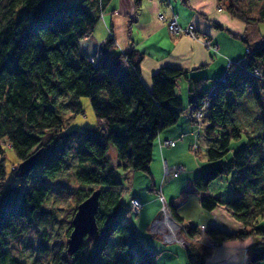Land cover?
Instances as JSON below:
<instances>
[{
  "label": "trees",
  "instance_id": "16d2710c",
  "mask_svg": "<svg viewBox=\"0 0 264 264\" xmlns=\"http://www.w3.org/2000/svg\"><path fill=\"white\" fill-rule=\"evenodd\" d=\"M110 1L0 0V264H20L9 256L8 235L16 236L29 225H43L39 233L46 236L62 216L65 224L46 264H157L155 252L143 243L134 224L120 216L127 188L123 178L131 171L151 176L155 137L176 123L186 109L175 90L181 77L187 82L192 116L204 100L209 102L205 135L217 140L206 150L212 164L195 175L191 186L203 209L223 207L239 225L232 232L207 226L205 235L219 244L251 237L247 262L258 264L264 260V226L258 223L264 215V39L245 53L243 65L233 64V72L218 78L212 90L203 89L201 77H189L187 70L172 66L153 73L149 89L141 78V52L116 51L111 35L92 55L83 51L80 40L93 34ZM140 3L134 0L136 7ZM226 10L246 23H264V5L255 10L240 0H228ZM247 86L263 112L254 132L233 121L235 101L227 96L232 91L241 97ZM81 96L88 97L96 122L70 127L69 120L83 113ZM58 97L63 103L57 102ZM61 104L69 117L60 113ZM243 134L244 145L225 161L230 143ZM109 143L115 147V162L108 153ZM5 144L14 152L17 165L40 151L28 174L20 176L14 165V176L21 178L14 184L2 182ZM253 145L262 151L254 159L248 154ZM224 175L232 189L225 200L207 189L212 180ZM94 189H100L99 237L96 242L84 239L68 255L72 216L77 204ZM51 191L53 197L71 195L73 204L64 214L59 206H45ZM170 213L176 221L180 219L177 212ZM184 227L190 244L187 264H205L211 249L195 239L200 228ZM110 240L115 246L113 254L107 251ZM42 246L49 248L46 241Z\"/></svg>",
  "mask_w": 264,
  "mask_h": 264
},
{
  "label": "crops",
  "instance_id": "0c3cea01",
  "mask_svg": "<svg viewBox=\"0 0 264 264\" xmlns=\"http://www.w3.org/2000/svg\"><path fill=\"white\" fill-rule=\"evenodd\" d=\"M173 15L177 17L178 25L181 28L176 34L169 31L165 21ZM188 27L192 28V33L184 32ZM243 30L244 25L237 18L231 16L227 10H224L218 0H141L138 7L135 6L134 0H111L101 12L93 34L84 39L88 41V44H83L82 48L86 54H93L102 41L111 35L115 40L116 51L126 52L135 49L143 54L140 71L141 78L147 88H151L153 73L162 66H172L187 70L189 77H201L203 79V89L208 90V87H210L209 90H212L216 85L214 80L225 77L230 73V69H235V65L229 64L230 62L242 59L247 50L254 49L250 48L247 43L239 42L234 37ZM213 45L216 46V50L212 48ZM175 90L182 98L186 109L176 123L162 129L153 141L152 155L154 161L161 164V169L157 164L160 169L158 171L154 167L155 163H152L151 160L149 169L152 179L150 181L141 173L133 174V181L138 186L134 185V182H130L131 191L128 192L127 199L136 196L143 206L138 214L131 213L129 206L122 210L120 214L125 221L134 224L141 238L146 237V242L143 241V243L147 247H151L152 250L157 247V240L151 238L157 242L154 243L148 238V235L144 236L142 232L145 233L146 226H150L151 229L154 227L153 230L157 231L164 230V227L160 228L159 221L155 223L160 218L159 209L163 205L165 207L166 203L161 188L162 182L165 181L167 176L162 175L161 170L165 163L168 165L166 159L174 154H184L183 152L186 151L187 146H190L194 141L195 132L198 131L199 127V124L195 123L190 113V107L187 105V82L185 78L181 77L177 80ZM205 120L206 122H204ZM206 124L207 112L205 110L202 117L204 128ZM196 126L197 130H195ZM167 139H174L175 141L172 145L164 144L162 141ZM204 162L207 163L205 166L199 164L185 171V175L180 179V182L184 183L186 180L188 187L191 186V181L195 175L201 169H205L212 164L208 159ZM166 173L173 176L170 177L171 179L179 176H176L178 173L175 175L171 172ZM212 181L207 186L210 193L219 194L223 200L231 196L232 189L231 185H228L230 184L229 180L225 186H222L223 192L210 190L209 186ZM157 183H159L158 189ZM149 187L157 193L160 192L158 195H160V199L162 197L163 204L159 199H156L155 195L150 193ZM167 188L165 187L166 193H168ZM194 191L196 190L194 189ZM196 193L198 194L197 191ZM168 204L170 203L168 202ZM199 206L197 210L204 219V222L199 223L200 225L213 226L225 232L235 231L239 227L238 223L231 219L229 213L223 207L207 211L201 207L200 202ZM170 207H172V204H170ZM170 211L175 210L174 208H171V210L167 208L168 215L171 214ZM205 211L208 213H205ZM176 214L180 218L178 220L180 225L185 226L182 222L183 217L178 212ZM190 223L196 225L197 222L191 221ZM184 226L182 228L186 236ZM155 236H160V239L163 240L161 235ZM166 238L168 239V237ZM203 238H207L205 231L199 229L195 239L201 241ZM251 241V237L242 240L224 241L219 248L206 257L205 264H239L243 258V248ZM216 252H219V255ZM243 264H248V262L245 260Z\"/></svg>",
  "mask_w": 264,
  "mask_h": 264
},
{
  "label": "rangeland",
  "instance_id": "374dc122",
  "mask_svg": "<svg viewBox=\"0 0 264 264\" xmlns=\"http://www.w3.org/2000/svg\"><path fill=\"white\" fill-rule=\"evenodd\" d=\"M244 4H250L253 6L255 10H259L264 5V0H240ZM228 0H222V7L224 10H226V3ZM239 22H241L244 25V30L240 33H237L234 37L243 44L247 43L250 48H255L259 46L263 39H264V23L263 22H251L246 23L243 20L237 19ZM186 33V32H185ZM88 37H84L80 40L81 46L83 47V44H88L87 39ZM88 55H92L91 53H87ZM91 58V57H90ZM93 57L91 58V60ZM232 68V67H231ZM234 69H230V73L233 72ZM214 83L216 84V80H214ZM257 84H259L257 82ZM210 89V87H208ZM208 89V90H209ZM263 102H264V88L261 90ZM227 96L235 101V113L233 115V121L237 123L240 127L245 128L249 130L250 132H254L257 126V123L259 122L260 116L263 113L262 109L258 106L256 100L252 96L251 87L247 86L244 94L241 97H237L234 95V92L228 91ZM57 102L63 103L62 97H58ZM80 103L83 107V113L78 114L74 117H72L70 122V127L73 126H93L96 122L91 104L89 102L88 97L81 96L79 98ZM60 113L66 118L69 117V111L66 108V106H62L60 108ZM203 117V116H202ZM202 117L198 120H195V123L199 124L198 131L195 132V138L194 141H192L190 146H187L186 151L183 152L182 155L174 154L172 157H170L168 160V166H181L183 171L178 173L176 176L177 178H170L173 177L171 174L167 175L165 172V168L163 166L162 168V175L165 176V181L162 182V191L163 195L166 198V203L168 202L172 204V207L170 205L165 203V210L159 209L160 218L157 219L156 222L161 221L164 222V220L168 217L172 219L174 224L177 226V231L179 232V239L172 233V230L169 228V226H164V230L157 231L151 229V227L146 226V231L144 236L148 235V238L150 240L156 239L158 244H156L157 247H155L154 252L156 256V263L157 264H187V253L185 248L189 247V240L185 236V233L183 231V226L180 225L178 221H176L172 215H168L167 208H174L175 212H178L183 217V223L187 226L194 225L191 224V221L197 222L196 225L202 230V226L200 225V222H204L203 217L199 215V212L197 208H199V195L194 191L193 186L188 187V183L185 180L184 183L180 182V179L185 175V171H188L189 168L192 166H198L199 164L202 166H205V162L207 161L206 158V150L211 144H216L217 140L216 138H208L205 135L204 126L202 125ZM206 122V120L204 121ZM197 130V126L195 128ZM259 130V128H258ZM198 134V135H197ZM246 141V136L243 134L240 139L233 140L229 145V150L227 154L224 157L225 161H228L232 157V153L237 150L238 148L242 147ZM190 142V139H189ZM5 155H4V177H3V184H14L21 178H18L14 176L13 173V167L14 165H17V159L14 155V152L8 145L5 144ZM264 149V146L261 147ZM261 148L259 146H250L248 147V154L254 159L256 158V153L262 152L260 151ZM108 153L109 156L112 158L113 162L116 161V151L115 147L112 143H109L108 146ZM264 154V153H263ZM162 160V159H161ZM163 161V160H162ZM161 162V161H160ZM204 162V163H203ZM152 163L154 164V167L160 171L161 164L158 162L156 163L154 161V157L152 155ZM211 163V162H210ZM74 164V162H73ZM160 166V169L158 165ZM166 164V163H165ZM167 165V164H166ZM134 173H141L142 175H145V177L150 181L152 179V176L149 177L145 172L142 171H131L126 174V178H123V184L127 186L123 192V200L125 202V207L123 210H125L129 206V200L127 199L128 192L131 191L130 188V182H134V185H136L135 181H133V174ZM122 180V176H120ZM158 180H160L158 177H156ZM228 176H221L219 178H216L212 181L210 187V190H213L214 192H223L222 186H225L226 183H228L227 180ZM163 180V179H162ZM168 182V184H167ZM214 183V184H213ZM138 184V183H137ZM230 186V184H228ZM138 186V185H136ZM168 186V188H167ZM165 187L167 188V192L165 191ZM159 188V183H157V189ZM191 189V191H190ZM64 190V189H62ZM150 193L155 195L161 201L163 202L162 198L160 199V192L158 193L152 188L149 187ZM161 191V192H162ZM53 191H51L47 198L45 199V206L48 204V206H59L61 207V213L64 214L66 208H69L70 203L73 204V201L71 199V195L67 194L64 196L57 195L53 197L54 195ZM219 195V194H217ZM130 210V209H129ZM162 210V211H160ZM131 212V210H130ZM205 213H208L205 211ZM62 217L57 218V222L53 225V227H49V234L46 236L41 235L39 232L43 229V225H29L24 230L20 231V233L16 236L8 235L6 237L7 239V248L9 252V256L15 258L20 264H46L47 262H50L52 259V254L55 251V245L54 243L56 240L60 239V231L61 227L63 228L62 224L65 223L62 221ZM65 220V216H64ZM154 223V224H155ZM258 223L262 224L264 226V215L258 218ZM153 224V225H154ZM148 227V229H147ZM206 227V226H205ZM162 229V228H161ZM154 231V232H153ZM161 235L163 240L160 239V236L155 235ZM175 236V238H174ZM159 237V238H157ZM168 237V239L166 238ZM152 238V239H151ZM174 238V239H173ZM148 239V240H149ZM142 241L146 242V237L141 238ZM181 240V241H179ZM43 241H46L48 244V250H44L42 244ZM154 243H157L156 241L152 240ZM200 241V240H199ZM202 243L206 244L211 250V253L214 252L215 249L220 247V244H213L211 241H209L208 238H203L201 240ZM248 246V245H247ZM247 246L243 248V258L239 264H243V261H247L246 251ZM151 248V247H150ZM107 251L111 254L115 252V246L112 242V240L109 241L107 245ZM216 254L219 255V252H216ZM211 255V254H210ZM264 263V260H261L258 262V264Z\"/></svg>",
  "mask_w": 264,
  "mask_h": 264
},
{
  "label": "water",
  "instance_id": "95a60500",
  "mask_svg": "<svg viewBox=\"0 0 264 264\" xmlns=\"http://www.w3.org/2000/svg\"><path fill=\"white\" fill-rule=\"evenodd\" d=\"M36 151L21 160L18 165L20 176L28 174L37 163ZM100 189H94L85 199L79 202L72 216V229L66 240V253L74 254L82 245L84 239L96 242L99 237V228L96 222V213L99 206Z\"/></svg>",
  "mask_w": 264,
  "mask_h": 264
},
{
  "label": "built area",
  "instance_id": "2783aa9c",
  "mask_svg": "<svg viewBox=\"0 0 264 264\" xmlns=\"http://www.w3.org/2000/svg\"><path fill=\"white\" fill-rule=\"evenodd\" d=\"M165 21H166V24H167V26L169 28V31L171 33L176 34V33H178L181 30V28L179 27L178 22H177V17L175 15H173L172 17L166 19ZM184 32L192 33V28L188 27V28H186L184 30ZM212 48L214 50H216V46L213 45ZM246 52H248V50ZM244 63H245V57H243L242 59H239L237 61L230 62L229 64H235V65L241 66ZM257 75L260 76L258 73H257ZM209 105H210L209 102L207 100H204L203 103H202L201 108L194 112L193 119H195V120L200 119L203 116L204 111L208 108ZM174 141H175L174 139H167V140H164L162 142L164 144H167V145H172L174 143ZM164 168H165V172H171L174 175L179 173L181 171V169H182L181 166H171L170 167V166H168L166 164H164ZM142 206H143L142 202L136 196H131L129 198V209L131 210L132 213L138 214L140 212ZM163 206H162V210H165V208ZM201 228H202V230H205L206 227L202 226ZM209 241H211L212 245L213 244L214 245L215 244L216 245L219 244L216 241H213V240H210V239H209Z\"/></svg>",
  "mask_w": 264,
  "mask_h": 264
},
{
  "label": "bare ground",
  "instance_id": "6f19581e",
  "mask_svg": "<svg viewBox=\"0 0 264 264\" xmlns=\"http://www.w3.org/2000/svg\"><path fill=\"white\" fill-rule=\"evenodd\" d=\"M158 223H160L159 224L160 228H162L164 226H167V227L169 226V228L172 230V233L177 237V239H179V232L177 231L178 230L177 226H176V224H174V222L172 221V219L170 217L167 216V218L164 220V222L159 221ZM175 236H174V238H175ZM179 241H181V240H179Z\"/></svg>",
  "mask_w": 264,
  "mask_h": 264
}]
</instances>
